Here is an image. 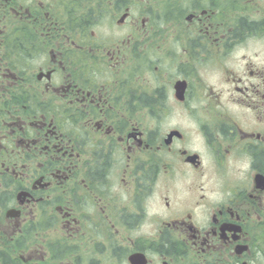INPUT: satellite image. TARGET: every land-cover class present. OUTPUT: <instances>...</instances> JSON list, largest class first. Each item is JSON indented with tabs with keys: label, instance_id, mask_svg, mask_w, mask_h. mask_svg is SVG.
<instances>
[{
	"label": "flooded vegetation",
	"instance_id": "1",
	"mask_svg": "<svg viewBox=\"0 0 264 264\" xmlns=\"http://www.w3.org/2000/svg\"><path fill=\"white\" fill-rule=\"evenodd\" d=\"M151 1L0 0V264H264V0Z\"/></svg>",
	"mask_w": 264,
	"mask_h": 264
},
{
	"label": "rangeland",
	"instance_id": "2",
	"mask_svg": "<svg viewBox=\"0 0 264 264\" xmlns=\"http://www.w3.org/2000/svg\"><path fill=\"white\" fill-rule=\"evenodd\" d=\"M193 1L195 0H189L190 3H192ZM156 11V7H155V3L151 0H145V12L147 14H151L153 12ZM16 24H18V22H16ZM3 27V24L0 22V28ZM3 37V35L1 34L0 35V39ZM180 117H176L174 120H173V124L174 123H177V121L179 120Z\"/></svg>",
	"mask_w": 264,
	"mask_h": 264
}]
</instances>
